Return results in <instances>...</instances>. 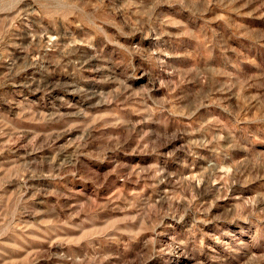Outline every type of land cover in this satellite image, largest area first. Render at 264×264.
I'll list each match as a JSON object with an SVG mask.
<instances>
[{"label": "rangeland", "instance_id": "374dc122", "mask_svg": "<svg viewBox=\"0 0 264 264\" xmlns=\"http://www.w3.org/2000/svg\"><path fill=\"white\" fill-rule=\"evenodd\" d=\"M89 3L0 12V264H264V0Z\"/></svg>", "mask_w": 264, "mask_h": 264}, {"label": "clouds", "instance_id": "9594fccd", "mask_svg": "<svg viewBox=\"0 0 264 264\" xmlns=\"http://www.w3.org/2000/svg\"><path fill=\"white\" fill-rule=\"evenodd\" d=\"M22 2L23 0H0V12L13 13L17 18L23 13L24 22L28 20L29 16L35 17L32 24L38 25L45 31H47L44 24L46 20L48 27L63 29L70 35L76 30L77 25L83 29V26L88 23L89 17L94 15L91 12L92 5L89 0H30V3L21 9ZM74 91L79 92L82 89L76 84ZM63 103H67V101H63Z\"/></svg>", "mask_w": 264, "mask_h": 264}, {"label": "bare ground", "instance_id": "6f19581e", "mask_svg": "<svg viewBox=\"0 0 264 264\" xmlns=\"http://www.w3.org/2000/svg\"><path fill=\"white\" fill-rule=\"evenodd\" d=\"M52 88V87H51ZM41 89V88H40Z\"/></svg>", "mask_w": 264, "mask_h": 264}]
</instances>
